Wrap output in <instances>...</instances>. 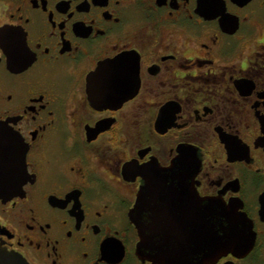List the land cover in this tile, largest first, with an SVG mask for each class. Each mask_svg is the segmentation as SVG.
Instances as JSON below:
<instances>
[{
    "label": "flooded vegetation",
    "instance_id": "obj_1",
    "mask_svg": "<svg viewBox=\"0 0 264 264\" xmlns=\"http://www.w3.org/2000/svg\"><path fill=\"white\" fill-rule=\"evenodd\" d=\"M0 126L28 264H264V0H0Z\"/></svg>",
    "mask_w": 264,
    "mask_h": 264
},
{
    "label": "water",
    "instance_id": "obj_2",
    "mask_svg": "<svg viewBox=\"0 0 264 264\" xmlns=\"http://www.w3.org/2000/svg\"><path fill=\"white\" fill-rule=\"evenodd\" d=\"M4 130V127L0 126V132ZM185 169L189 170L192 169L191 161L188 157L185 159ZM3 174H0V197L5 196L6 186H7V179ZM219 212H226L228 216L233 217V213L228 209L225 208L220 209ZM145 226H141L144 229ZM153 231L145 232L142 230L141 239L138 243V251L142 256H144V251L148 250V254L146 255L149 258H152L154 261L158 262L159 264H192V257L190 255H175L170 254L174 251H177L178 248L168 247V241L162 239H149ZM227 242V241H225ZM0 264H28L27 261L20 255L14 252H10L5 248L0 247Z\"/></svg>",
    "mask_w": 264,
    "mask_h": 264
}]
</instances>
